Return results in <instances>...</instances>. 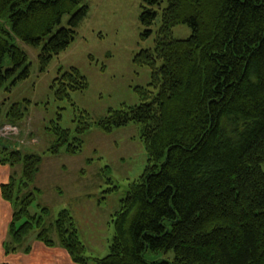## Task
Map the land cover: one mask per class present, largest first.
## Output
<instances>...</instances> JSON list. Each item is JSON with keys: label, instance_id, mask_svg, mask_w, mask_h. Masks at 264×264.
<instances>
[{"label": "trees", "instance_id": "16d2710c", "mask_svg": "<svg viewBox=\"0 0 264 264\" xmlns=\"http://www.w3.org/2000/svg\"><path fill=\"white\" fill-rule=\"evenodd\" d=\"M89 12L84 0H0V92L30 76L18 40L37 47L49 37L39 54L44 71ZM67 14L68 26L52 34ZM160 14L154 48L135 57L151 69L149 85L135 89L139 103L94 122L81 119L75 134L56 127L49 148L59 154L67 145L75 155L92 123L105 133L141 125L148 162L114 214L108 254L86 256L68 210L50 225L49 207L31 212L42 192L35 180L43 157L5 145L0 164L21 167L0 188L14 208L7 254L30 253L34 232L78 264H264V0H143V38L154 33ZM180 24L192 29L189 38L173 36ZM59 74L52 88L60 101L89 87L76 67ZM20 109L13 104L7 116L19 121L26 108Z\"/></svg>", "mask_w": 264, "mask_h": 264}, {"label": "rangeland", "instance_id": "374dc122", "mask_svg": "<svg viewBox=\"0 0 264 264\" xmlns=\"http://www.w3.org/2000/svg\"><path fill=\"white\" fill-rule=\"evenodd\" d=\"M84 3L89 5L90 12L78 27L76 39L66 50L53 57L46 70H41L39 54L49 37L37 47L17 41L28 55L30 76L10 90L4 88L0 92V129L8 133L0 137V147L9 145L24 153L42 155L41 169L35 180V185L42 192L32 205L31 212L41 213L42 206L49 207L46 219L50 225L61 211L68 210L86 246V256L104 257L115 234L113 218L120 201L148 162L141 125L131 123L105 133L92 123L83 135L80 152L75 155L66 152L67 145L62 146L59 154H51L49 148L55 143L56 127L70 129L75 134L78 125H82L81 119L94 122L106 116L110 109L139 103L135 89L149 85L151 69L138 65L135 57L142 50L154 48L161 14L153 26L154 33L145 39L142 37L145 28L140 20L143 0H84ZM71 16L65 15L52 34L61 27H67ZM191 35L192 29L186 24L173 29V36L177 39H186ZM11 65L10 59H7V66ZM73 67L86 76L89 87L72 92L71 101H60L55 97L52 85L61 70L69 71ZM10 85L11 81L6 87ZM15 103L20 104V112L26 108L19 121H12L7 116ZM82 111H87L89 115H84ZM10 125L17 126L19 133L8 132ZM14 170L18 175L21 173L20 166ZM4 204L10 209L12 219L13 206ZM50 233L57 241L56 230ZM5 238L0 244L2 264L8 263L7 257L14 254L6 253V245L10 241L7 231ZM28 242L34 248L32 255L37 258L56 257L51 264H57V261L59 264H78L72 261L64 248L44 246L34 232ZM18 253L26 252L19 250ZM172 255L163 257L172 258ZM89 264H94L93 260Z\"/></svg>", "mask_w": 264, "mask_h": 264}, {"label": "crops", "instance_id": "0c3cea01", "mask_svg": "<svg viewBox=\"0 0 264 264\" xmlns=\"http://www.w3.org/2000/svg\"><path fill=\"white\" fill-rule=\"evenodd\" d=\"M0 173H2V177L0 178V187H1L2 184L9 181L10 176L12 174V168L9 165L0 164ZM0 200H1L0 201V244H1L4 243V240L6 239L5 238L6 231L8 232L9 225L12 219L10 218V209L4 204V202H6V204H10V203L4 200L1 195H0ZM3 232H5V236H3L4 235ZM42 244L40 243V246H43ZM37 246H38L37 248L40 247L39 245ZM33 251L34 248H32L30 253L22 254L17 252L14 254H10L7 257L8 264H51L52 260L56 261L55 259L56 257L54 259L49 256L37 258L36 256L32 255ZM0 264H2V262H0ZM57 264H59V261H57Z\"/></svg>", "mask_w": 264, "mask_h": 264}, {"label": "built area", "instance_id": "2783aa9c", "mask_svg": "<svg viewBox=\"0 0 264 264\" xmlns=\"http://www.w3.org/2000/svg\"><path fill=\"white\" fill-rule=\"evenodd\" d=\"M8 128H9L8 132L9 131H14V132H16V134H17V132L19 133V128L17 126H15V125H10ZM5 135H8V133L6 132V130L5 131H2L0 129V137H3Z\"/></svg>", "mask_w": 264, "mask_h": 264}]
</instances>
